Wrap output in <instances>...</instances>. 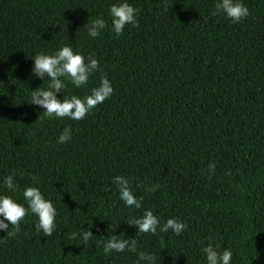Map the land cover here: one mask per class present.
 I'll list each match as a JSON object with an SVG mask.
<instances>
[{"label": "trees", "instance_id": "16d2710c", "mask_svg": "<svg viewBox=\"0 0 264 264\" xmlns=\"http://www.w3.org/2000/svg\"><path fill=\"white\" fill-rule=\"evenodd\" d=\"M116 2L0 0V193L25 204L23 189L37 186L57 210L50 236L30 213L15 236L0 232V264H136L135 253H104L112 235L135 238L154 264H206L209 240L231 249V264H264V0H243L239 23L211 15L216 0H128L138 24L119 37L108 16ZM97 17L108 26L93 39L83 26ZM65 44L101 66L87 86L66 81L65 95H86L102 75L113 87L79 121L30 103L48 83L32 57ZM64 127L71 140L58 144ZM12 173L15 192L3 187ZM115 175L144 197L141 209L118 199ZM145 209L187 228L136 235L127 220Z\"/></svg>", "mask_w": 264, "mask_h": 264}, {"label": "clouds", "instance_id": "9594fccd", "mask_svg": "<svg viewBox=\"0 0 264 264\" xmlns=\"http://www.w3.org/2000/svg\"><path fill=\"white\" fill-rule=\"evenodd\" d=\"M139 9L133 7L128 0H117L108 8L111 31L119 37L126 25L133 27L138 24ZM211 15H222L232 23H239L249 15L248 7L243 0H216ZM108 26L103 17L89 19L83 28L87 36L95 39ZM34 63L31 72L36 78L44 82L47 78V87H38L31 91L32 105L43 109L42 115L50 119L68 118L79 121L86 114H89L97 105L103 103L113 94L111 81L106 75H102L99 84L88 90L84 96L65 95L66 81L74 88L87 86L90 77L101 70L95 54L85 56L79 49H73L71 45L65 44L54 50L51 54L45 52L37 53L32 57ZM62 94V98H58ZM40 119V116L38 120ZM72 129L64 127L57 137L58 144H66L71 140ZM215 163L208 165L210 173L215 172ZM35 180V178H33ZM111 183L115 185L118 199L125 207L141 209L143 196H137L129 178L123 175H115L111 178ZM3 187L11 192L17 190L15 183V173L3 178ZM158 185L146 187V192H153ZM25 204L18 203L12 196L0 193V232L5 233V237L15 236L20 230V223L26 214L35 216L34 227L36 231L42 232L44 236H50L56 227L57 210L53 202L43 196L37 186H27L22 192ZM127 224L136 228V235L147 234L156 235L159 232H171L180 235L186 230L187 224L178 218H168L163 224L160 218L151 209H145L140 216L131 217ZM82 239L87 242L92 233L87 230L82 232ZM76 234L72 233L70 239H75ZM163 244V241H161ZM105 254L110 252L135 253L137 255L136 264H154L153 254L137 252V240L135 238H121L120 235H112L106 238L103 243ZM206 264H231L233 253L231 249L220 250L218 244L211 240L206 246L201 248Z\"/></svg>", "mask_w": 264, "mask_h": 264}]
</instances>
